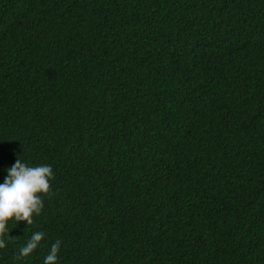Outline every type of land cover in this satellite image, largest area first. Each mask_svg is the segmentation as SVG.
Returning a JSON list of instances; mask_svg holds the SVG:
<instances>
[{
  "label": "trees",
  "instance_id": "obj_1",
  "mask_svg": "<svg viewBox=\"0 0 264 264\" xmlns=\"http://www.w3.org/2000/svg\"><path fill=\"white\" fill-rule=\"evenodd\" d=\"M17 159L54 179L0 264H264V0H0Z\"/></svg>",
  "mask_w": 264,
  "mask_h": 264
},
{
  "label": "clouds",
  "instance_id": "obj_2",
  "mask_svg": "<svg viewBox=\"0 0 264 264\" xmlns=\"http://www.w3.org/2000/svg\"><path fill=\"white\" fill-rule=\"evenodd\" d=\"M54 179L51 165L27 166L17 159L8 170L4 183L0 184V248L5 247L2 239L9 235L8 221H24L27 225L33 224V214L39 215L43 209V200L39 194L50 192V180ZM45 233L35 232L26 246L19 250V257H28L44 239ZM61 241L57 240L51 245L44 264H56Z\"/></svg>",
  "mask_w": 264,
  "mask_h": 264
}]
</instances>
